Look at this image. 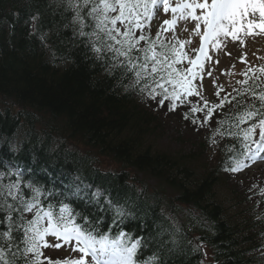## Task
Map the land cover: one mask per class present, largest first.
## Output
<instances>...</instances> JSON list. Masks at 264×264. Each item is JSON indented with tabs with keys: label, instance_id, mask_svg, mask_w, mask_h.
Wrapping results in <instances>:
<instances>
[{
	"label": "trees",
	"instance_id": "obj_1",
	"mask_svg": "<svg viewBox=\"0 0 264 264\" xmlns=\"http://www.w3.org/2000/svg\"><path fill=\"white\" fill-rule=\"evenodd\" d=\"M81 4L0 0V171L8 162L11 170L19 168L25 179L53 192H64L63 184L74 190L72 180L87 196L99 192L96 200L105 211L83 200L66 202L108 237L124 232L127 241L141 238L145 254L137 264H201L197 243L210 251L214 264H264V220L256 218L255 206L230 185V171L223 170L236 151L222 147L219 160L210 166L200 161L203 146L198 141L185 154L143 147V141L161 134L159 112L143 100L153 88L158 93L154 80L159 76L151 74L149 62V74L142 73L137 83L128 58L117 57L115 51L95 52L92 45L101 47V42L79 36L74 22L79 10L90 23L87 10L78 8ZM83 30L91 33L92 27ZM151 44V38L141 41L142 48ZM130 59L144 62L136 50ZM257 109L264 113L254 100L250 107L237 104L233 114L239 120ZM224 119L222 137L231 143L237 120ZM97 156L115 170H99ZM138 176L156 183V190ZM166 213L175 216L181 231L171 227ZM6 216L0 212V251L7 260L24 264L26 255L14 258L16 248L9 250L2 236L8 230Z\"/></svg>",
	"mask_w": 264,
	"mask_h": 264
},
{
	"label": "snow or ice",
	"instance_id": "obj_2",
	"mask_svg": "<svg viewBox=\"0 0 264 264\" xmlns=\"http://www.w3.org/2000/svg\"><path fill=\"white\" fill-rule=\"evenodd\" d=\"M161 0H82V4L78 8L86 9L85 15L90 23L85 22L81 11H77L74 17V22L79 24V36H95L101 42V47L92 45L93 50L100 53L104 50L109 52L115 51L117 57L128 58V63L132 70H136L137 83H139L141 74L148 75L149 62L151 74L159 76L158 80H154L157 88L162 89L164 99H171L173 102L180 99L181 96L193 95L191 89L192 79L195 77L193 67L186 70H181L176 65L181 63L182 59L187 58L190 65L196 66L199 63V58L191 59L187 57L186 53H177L173 48H167L164 43L160 44L163 52L155 51V44H151L146 48L141 47V41H145L146 37L140 35L138 38L133 36V29H140L142 27L139 17L147 16L150 8H155ZM165 12L169 9L167 0H162ZM192 9L201 8L207 9V12L202 17L192 16V19H203L205 26V34L201 38L202 41L216 37L220 34L232 35L233 40L237 38V32L243 28H247L248 34H252L254 27L264 29V0H212L209 6L207 3L201 4H184L177 6ZM143 9V13L140 11ZM177 8H172V12H176ZM251 12L255 14L260 13L262 23L257 25L252 21H248L245 25L242 23L244 18ZM164 24L171 23L164 21ZM92 27L91 33H86L83 29ZM197 30L200 25L197 24ZM102 34V35H101ZM159 36V31L157 32ZM123 37V39H121ZM114 42V43H113ZM120 45L117 48L114 45ZM126 46V47H125ZM136 50L138 53H143V63H136L130 59L131 53ZM203 50V43H201V51ZM171 53L169 55L168 53ZM161 57H163L161 59ZM140 56H137V61ZM138 69V70H137ZM261 71H264L262 69ZM244 83V82H238ZM166 85H172V89ZM147 88V85H145ZM155 92L152 89L150 95ZM153 98H155L153 96ZM260 101L261 107H264V94L257 97ZM163 105L164 100L160 101ZM223 106V101L221 105ZM175 110L174 105L170 107V111ZM199 109L194 108L193 111ZM212 109H209L211 113ZM248 119L253 116H264V113L259 109L249 111L246 113ZM187 119V114H185ZM209 115H205L204 122L207 123ZM243 120V117H241ZM195 123V121H193ZM259 129V140L253 141L256 144V150L249 159H254L257 154L264 152V118L259 119L258 122L251 124L244 132V140L250 141L256 130ZM245 148L248 144L245 143ZM251 151V149H249ZM245 167V162L236 160L234 165L226 170L236 172ZM8 179L9 182L0 183V212H6V219L8 221V230L2 233L4 238H7V247L10 250L12 247L16 248L12 252L15 258L17 255L33 254L31 258H26L24 264H41V257L43 253L40 251L41 247L59 248V243L49 244L45 237L51 235L56 239L63 240L65 243L75 240L78 247L74 249L87 256L91 254L95 264H134L133 257L137 253V249L141 247L142 241L136 240L131 243V246H125L120 240L124 235L123 232H118L116 238L110 239L106 234L102 233L100 229L95 227L93 221L81 213H73V209L69 203L66 202L69 196L84 199L80 196L81 189L76 187L74 190L65 192H53L42 186H37L31 180L24 177L23 171L19 168L16 170L0 171V182ZM264 195V190L261 191ZM93 198L99 197V192L91 194ZM11 198V203L9 202ZM59 206L58 213L54 210ZM118 215H123L119 209L116 210ZM25 214H31V218H26ZM82 223L77 222V220ZM115 222V221H114ZM4 223V219H0V224ZM13 232L17 233L14 237ZM19 243H16V241ZM20 245H25L21 249ZM49 261V264H85L83 256L79 260H57L52 261L50 258L44 257ZM0 260L4 264H16L15 259L9 261L5 258L2 251H0ZM146 264V262H145Z\"/></svg>",
	"mask_w": 264,
	"mask_h": 264
},
{
	"label": "rangeland",
	"instance_id": "obj_3",
	"mask_svg": "<svg viewBox=\"0 0 264 264\" xmlns=\"http://www.w3.org/2000/svg\"><path fill=\"white\" fill-rule=\"evenodd\" d=\"M179 3L180 6L184 4L201 3H207L210 6L212 4V0H179ZM188 10L192 12V15L188 13ZM206 12L207 9L195 8L194 10H192L180 7L177 13L181 16L178 17L177 22H174L170 19L171 23L164 24V20L169 21V13L163 11V17L159 19L158 26L161 28V32L165 33V35L171 37H181L184 39V44H186L188 43L190 36L191 38L193 37L192 33L197 29V24H199L200 27L198 30H196L197 39H195L199 40V45L200 41H202L201 38L205 34V26L203 19L194 20L192 19V16L195 15L196 17H202L206 14ZM160 16L161 14H159L156 19ZM252 16L253 13L249 12L248 17L245 19V25L247 24L248 19H251ZM209 40L210 41L204 53L202 61L198 65L199 67L195 69L197 76L195 77L193 85L198 92L203 93L207 88H210L211 85L209 81L211 80L225 82L226 84L230 78V80L237 81L236 88L239 87L240 84L242 85V88L247 87L249 84L251 85L253 81H256L257 83H259L260 81L263 82L262 80H264V71H259L252 76H250V74H246V72H250L252 70L251 68L257 65H261L262 69H264V39L253 38L252 34H248L247 28L245 27L237 32V38L235 40H233L231 34H220L216 37L210 38ZM227 70H229L228 75ZM205 75H208L207 78L202 84H199L200 80ZM221 88L224 87L221 86ZM236 88L230 91L229 95L221 93L219 99L212 98V102L214 106L218 108V110L214 111L215 116L207 123L200 120L198 116L200 114L197 115L192 111V101L184 106L175 107V110L170 111V107H172L171 104H167L165 106L158 105L156 94H149L148 96L150 97L144 95V103L145 101L148 102L150 107L155 108L157 112H159L155 113V115H157V117L163 123H161L162 129L160 138H148L147 140L143 141V147L150 145L154 151L167 153L170 155H174L179 152L185 154L188 150H193L196 146L197 141L198 144L204 141L203 138L206 135V132H203V128L212 127V123L216 117L217 112L225 106L224 103L223 106H220L221 101H228L229 97L234 96L239 90ZM153 96L155 98H153ZM195 102L198 103L197 101ZM149 109L153 110L151 108ZM185 114H187V119H185ZM193 121H195V123H193ZM73 145L75 146L74 143ZM207 147H209V149ZM207 147L202 152L200 161L204 163L209 162L208 165H210L212 163L211 160H213V158L215 159V157H213L215 156V153H213V145H208ZM97 160L100 162H97V166L100 170L104 172H112V170H114L109 169V162L106 159L98 158ZM260 163L261 165L258 167L264 168V162L260 161ZM30 174L32 175V177L35 175L33 170L30 171ZM254 175L255 173L250 174V177ZM238 180H241V177H238V179L234 181L236 182ZM253 181L259 187L264 186L261 179L255 178ZM232 184L233 183L230 182V185ZM155 185L156 183L150 180V183L148 185L150 189L156 190ZM168 210L169 208L166 207L165 211ZM47 241L49 244L59 243L61 245L59 248H62V251H66L55 253L56 248L43 247L45 249V257L47 258L54 260H79L83 254L79 251L74 250L78 247V245L72 241L65 243L63 240L58 241L55 236L51 235L48 236ZM85 264L89 263L85 261Z\"/></svg>",
	"mask_w": 264,
	"mask_h": 264
},
{
	"label": "bare ground",
	"instance_id": "obj_4",
	"mask_svg": "<svg viewBox=\"0 0 264 264\" xmlns=\"http://www.w3.org/2000/svg\"><path fill=\"white\" fill-rule=\"evenodd\" d=\"M264 36V35H263ZM4 147V145L3 144H0V150H1V148H3Z\"/></svg>",
	"mask_w": 264,
	"mask_h": 264
}]
</instances>
